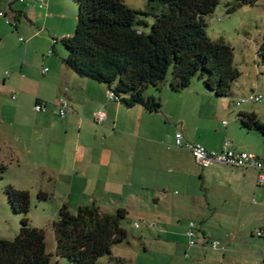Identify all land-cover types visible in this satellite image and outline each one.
Segmentation results:
<instances>
[{"label":"crops","instance_id":"crops-1","mask_svg":"<svg viewBox=\"0 0 264 264\" xmlns=\"http://www.w3.org/2000/svg\"><path fill=\"white\" fill-rule=\"evenodd\" d=\"M44 1L39 7L37 0H0V12L17 22L14 27L0 16V89L15 94L7 113L0 112V125L5 122L11 128L0 129V152H11L19 164L21 154L28 156L32 178L41 184L48 180L49 185L42 186H51L40 191L61 197L58 209L66 204L72 212V207L91 203L107 213L122 208L126 218L132 216V226L142 218L162 220V213L150 207L161 198L151 197L149 190L181 183L185 192L181 201L197 199L205 221L196 225V244L188 238L184 247L188 264H261L260 260L264 264V238L253 237L257 243L247 246L239 239L246 231L254 236L264 226V186L257 182V171L223 163L202 168L190 152L175 145L180 130L185 141L209 150L219 151L229 141L236 150L255 153V137L241 119L249 121L254 114L264 122L260 113L231 110L227 100H213L212 93L191 83L179 92L165 85L158 95H149L160 104L157 111H149L141 104L126 106L108 99L105 83L79 76L63 60L50 56L49 49L33 65L27 59L29 49L54 50L76 26L71 0ZM20 31L30 36L24 37L26 42L19 40ZM19 43L25 46L23 58ZM61 95L69 99L70 111L58 120L55 103ZM38 99L45 101L44 111L34 109ZM98 110L106 115L101 123L95 120ZM19 126L35 132L22 134ZM197 174L204 193L192 191ZM213 240L224 249L212 248Z\"/></svg>","mask_w":264,"mask_h":264},{"label":"trees","instance_id":"trees-1","mask_svg":"<svg viewBox=\"0 0 264 264\" xmlns=\"http://www.w3.org/2000/svg\"><path fill=\"white\" fill-rule=\"evenodd\" d=\"M71 1L78 9L73 34L61 40L64 64L79 76L105 83L126 106L141 104L157 111L158 100L144 91L150 86L161 90L169 68L173 92L187 88L198 75L204 89L215 97L231 93L240 75L233 65V48L205 31V16L220 0H147L145 11L130 8L124 0ZM226 1L227 12H232L259 0ZM139 15L153 17L148 32L140 28L147 23ZM259 53L264 62V44ZM241 124L264 134V122L254 114L249 121L241 119ZM5 194L20 222L13 239L0 238V264H49L45 230L31 225L28 217L29 192L9 184ZM37 198L47 200L49 195L39 191ZM126 217L122 208L107 213L91 203L73 213L68 205H61L52 222L55 255L74 264H95L100 257L110 256L112 247L127 237L122 225Z\"/></svg>","mask_w":264,"mask_h":264},{"label":"rangeland","instance_id":"rangeland-1","mask_svg":"<svg viewBox=\"0 0 264 264\" xmlns=\"http://www.w3.org/2000/svg\"><path fill=\"white\" fill-rule=\"evenodd\" d=\"M21 1V0H19ZM126 5L133 9L145 11L148 9L147 0H124ZM226 0H220L213 12L205 16V31L208 36L214 40H222L230 44L233 48V65L239 70V77L233 82L231 93L225 97H215L213 100L226 102L231 110L238 109H256L260 113L261 119H264V62L260 55V47L264 44V0L257 1L254 5H244L232 12H227ZM74 4V11L77 12V5ZM147 25H142L140 28L148 32L150 25L153 22L152 16L139 15ZM2 18V17H1ZM4 22L5 20L2 19ZM74 25V24H73ZM31 26V25H30ZM10 27V26H9ZM75 30V25L72 26ZM31 28L36 29L35 26ZM16 38L18 34H16ZM20 35L28 38L29 35L20 31ZM21 48V57L23 58L25 46L19 43ZM27 45V44H26ZM14 46V45H13ZM12 46V47H13ZM50 50V56L61 62L65 57L66 51L61 41L55 44L53 50L51 46L42 50V48H32L28 50V58L30 63L35 65L39 58L46 55L47 50ZM53 50V51H52ZM23 61V60H22ZM29 63V62H28ZM52 70V65L45 64ZM37 69L40 67L36 65ZM1 76V71H0ZM171 77V68H169L165 81L161 86L169 85ZM191 86L200 88L202 90V80L198 75L191 79ZM161 87V89H162ZM1 88V87H0ZM161 90H157L153 86L148 87L144 94L149 96L151 94H159ZM257 92L262 96L260 102H248L236 105V102L241 98L247 96L249 93ZM14 93H4L0 89V112L7 113L9 110L8 104L14 102ZM58 113V111H57ZM58 120L62 118L58 115ZM264 121V120H263ZM0 129L11 132L9 124L2 122ZM17 130L29 135L35 130L29 127H17ZM255 137L256 152L258 157H264V134L259 129L248 130ZM23 160L20 164L14 158L11 152L2 150L0 152V238L13 239L19 229L20 215L11 210L10 204L5 194V187L13 185L17 189L27 190L30 194V208L28 217L31 225L43 228L46 233V251L51 254L49 264H74L66 257H58L55 255V237L52 229V222L58 217V206L60 203L59 196H52L49 194L47 200H39L37 193L40 190L50 189L51 186H44L39 179H33L35 173L28 171L29 157L20 155ZM199 168V167H198ZM37 176L39 174L36 173ZM193 192L199 193L201 189V174L194 177ZM49 185V184H48ZM155 192L149 190L151 197H160L161 201L157 205L153 203L150 207L157 208L159 213H162V220H146L142 218L139 222L140 227L132 226V216L123 221V226L127 229V237L124 241L112 247L111 255L100 257L95 264H188L189 260L185 258L184 247L188 241L186 235L187 224L192 221L197 226L203 224L204 216H201L197 197L195 203L191 197L185 201H181L184 188L181 183L173 187L165 186L158 188ZM59 193H64V190H58ZM204 193V191H201ZM72 212L76 213V208L72 207ZM54 219V220H52ZM136 219V218H134ZM213 222V221H212ZM151 228V229H149ZM254 236L247 231L239 237L243 245L256 243L252 238ZM256 239V240H257ZM261 241L264 242L263 239ZM262 264V260H260Z\"/></svg>","mask_w":264,"mask_h":264},{"label":"built area","instance_id":"built-area-1","mask_svg":"<svg viewBox=\"0 0 264 264\" xmlns=\"http://www.w3.org/2000/svg\"><path fill=\"white\" fill-rule=\"evenodd\" d=\"M24 1V0H21ZM38 6L43 7L45 4L44 0H37ZM0 16L5 18L6 23L16 26L17 22L13 18H9L5 12L1 11ZM21 42H26V39L23 36L19 37ZM42 73L47 71V68H43ZM107 98L110 100H119L117 94L112 90L109 89L107 92ZM262 100V96L257 92L249 93L247 96L241 98L236 102L237 106H240L244 103L248 102H260ZM56 107L58 111V115L63 118L66 114L70 111V101L69 99L61 95L56 100ZM34 109L36 111H44L45 109V101L42 99H38ZM106 118L104 111L98 110L95 114V120L99 123L103 122ZM226 124V121L223 122ZM175 145L179 148H183L191 153L194 157L195 161L200 165L202 168L209 167L214 163H223L229 166L235 167H243V168H253L257 171V182L259 185L264 186V157H258L256 154L247 152V151H240L236 150L231 147L229 141H225L223 144V148L219 151L216 150H209L201 143L197 142H187L184 140L183 133L179 130L175 133ZM135 227H139V222L134 223ZM258 237L264 238V226L258 229L255 233ZM186 235L189 238V243L191 245L196 244V224L192 221L189 222L188 228L186 231ZM210 246L212 248L220 247L221 250L224 249V246H220V243L217 240H213L210 242Z\"/></svg>","mask_w":264,"mask_h":264}]
</instances>
